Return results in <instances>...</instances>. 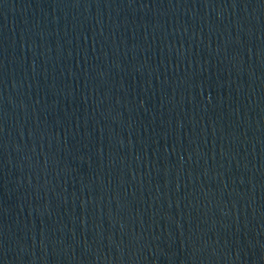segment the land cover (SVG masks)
Masks as SVG:
<instances>
[{"label": "water", "instance_id": "water-1", "mask_svg": "<svg viewBox=\"0 0 264 264\" xmlns=\"http://www.w3.org/2000/svg\"><path fill=\"white\" fill-rule=\"evenodd\" d=\"M0 264H264V0H0Z\"/></svg>", "mask_w": 264, "mask_h": 264}]
</instances>
